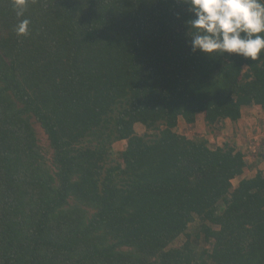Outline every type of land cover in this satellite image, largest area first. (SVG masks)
Masks as SVG:
<instances>
[{"label":"trees","instance_id":"16d2710c","mask_svg":"<svg viewBox=\"0 0 264 264\" xmlns=\"http://www.w3.org/2000/svg\"><path fill=\"white\" fill-rule=\"evenodd\" d=\"M14 4L0 0V264H264V172L234 186L245 151L176 130L264 110V53L193 52L182 0Z\"/></svg>","mask_w":264,"mask_h":264},{"label":"clouds","instance_id":"9594fccd","mask_svg":"<svg viewBox=\"0 0 264 264\" xmlns=\"http://www.w3.org/2000/svg\"><path fill=\"white\" fill-rule=\"evenodd\" d=\"M192 18L184 22L193 52L212 58L235 54L256 61L264 53V0H182ZM26 0H15L14 11L24 17ZM22 19L18 31L25 33Z\"/></svg>","mask_w":264,"mask_h":264},{"label":"rangeland","instance_id":"374dc122","mask_svg":"<svg viewBox=\"0 0 264 264\" xmlns=\"http://www.w3.org/2000/svg\"><path fill=\"white\" fill-rule=\"evenodd\" d=\"M242 113L241 118L236 123L227 120L220 128L209 127L205 123L202 113L197 115L194 123H186L184 120L180 119L176 127L177 132L186 136L192 137L200 135L206 137L211 146H217L224 141H229L235 143L238 148L245 151V158L248 164H253V166L256 165V167H246L241 176L232 180L234 186L237 185L242 177L252 176L257 169L264 172V158L258 161L261 151H264V110L258 105H252L246 106ZM36 128L43 144H47L46 136L42 129L38 126H36ZM135 129L139 134L145 131V127L141 123H137ZM115 145L117 148L121 149L124 147L125 142L119 141ZM258 153L260 155H258ZM180 241L181 239H177L175 243L177 244V242Z\"/></svg>","mask_w":264,"mask_h":264},{"label":"crops","instance_id":"0c3cea01","mask_svg":"<svg viewBox=\"0 0 264 264\" xmlns=\"http://www.w3.org/2000/svg\"><path fill=\"white\" fill-rule=\"evenodd\" d=\"M244 108H246V106H245ZM244 108H243V109H244ZM243 109H242V111H243ZM242 114H243V113H242Z\"/></svg>","mask_w":264,"mask_h":264}]
</instances>
